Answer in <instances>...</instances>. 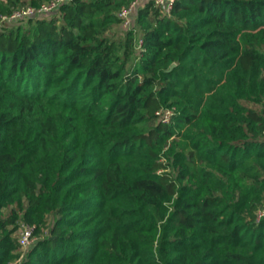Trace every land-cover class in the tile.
<instances>
[{"label": "trees", "instance_id": "obj_1", "mask_svg": "<svg viewBox=\"0 0 264 264\" xmlns=\"http://www.w3.org/2000/svg\"><path fill=\"white\" fill-rule=\"evenodd\" d=\"M131 1L0 26V264H264V0Z\"/></svg>", "mask_w": 264, "mask_h": 264}, {"label": "built area", "instance_id": "obj_2", "mask_svg": "<svg viewBox=\"0 0 264 264\" xmlns=\"http://www.w3.org/2000/svg\"><path fill=\"white\" fill-rule=\"evenodd\" d=\"M65 0H47L43 3H41L38 7L32 6V5H26L23 7H20L18 9H15L8 15H4L0 21V26L3 25V23H7L8 20L12 19H23L31 16L41 15L50 13L51 11L56 10L59 5ZM145 0H132L130 4L127 6H123L118 14L121 17V26L123 28H128L131 26L132 21V14L134 11H136L137 7L141 5ZM155 5L159 6L162 11L165 13H170L173 3L175 0H153ZM169 110L164 111V118L169 119ZM264 212L263 210H260L258 216H260ZM20 243L22 247L28 246L30 244V240L32 239V227L29 224H23L20 227Z\"/></svg>", "mask_w": 264, "mask_h": 264}, {"label": "rangeland", "instance_id": "obj_3", "mask_svg": "<svg viewBox=\"0 0 264 264\" xmlns=\"http://www.w3.org/2000/svg\"><path fill=\"white\" fill-rule=\"evenodd\" d=\"M43 14H41L40 16H42ZM136 17V11L133 12L132 14V21H131V25L134 23V19ZM27 19L26 18H23V19H12V20H8L7 23H5V25H10V24H16V23H21V24H24L26 23ZM119 156H123V157H127L128 156V153L127 154H120ZM7 211V207L6 208H3V213H6ZM25 220H21L18 222V227H17V231H16V235H20V227L21 225H25L27 223L24 222ZM31 227H32V233L34 231V225L33 224H29ZM37 237L36 234H32V239L30 240V244L32 243V241ZM29 244V245H30ZM28 245V246H29ZM28 246H24L22 248H20V252L23 253L25 251L26 248H28ZM22 254H20V256L16 259V261H18L20 258H21Z\"/></svg>", "mask_w": 264, "mask_h": 264}]
</instances>
